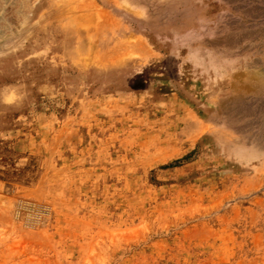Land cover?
Returning <instances> with one entry per match:
<instances>
[{
  "label": "rangeland",
  "instance_id": "rangeland-1",
  "mask_svg": "<svg viewBox=\"0 0 264 264\" xmlns=\"http://www.w3.org/2000/svg\"><path fill=\"white\" fill-rule=\"evenodd\" d=\"M0 264H264V0H0Z\"/></svg>",
  "mask_w": 264,
  "mask_h": 264
}]
</instances>
